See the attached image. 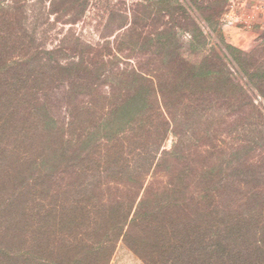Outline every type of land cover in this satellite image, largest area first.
I'll use <instances>...</instances> for the list:
<instances>
[{"label":"trees","instance_id":"1","mask_svg":"<svg viewBox=\"0 0 264 264\" xmlns=\"http://www.w3.org/2000/svg\"><path fill=\"white\" fill-rule=\"evenodd\" d=\"M29 9L0 0V264H110L119 247L142 264H264L257 47L191 61L182 16L46 48Z\"/></svg>","mask_w":264,"mask_h":264},{"label":"rangeland","instance_id":"2","mask_svg":"<svg viewBox=\"0 0 264 264\" xmlns=\"http://www.w3.org/2000/svg\"><path fill=\"white\" fill-rule=\"evenodd\" d=\"M49 1L27 0V6L30 8L27 13L28 20L36 19L38 23H44L41 29L45 31L43 42L46 48H51L60 39L73 35L91 42L101 37L113 40L114 36L124 32L125 27L130 23L153 24L159 21L176 24L183 16L187 17L186 25L177 28L176 35L183 40L184 54L191 61L197 60L198 62L199 57L196 52L201 45L206 50L215 49L223 60L233 58L234 53H230L227 45L245 52L257 47V51L251 57L254 61L260 60L264 55L262 52L264 47V0H224L222 13L216 21L210 23H207L204 18L214 10H218L217 0H209L211 1L210 8L205 7L206 3L201 5L200 0H55L56 13L47 15L45 11L49 6ZM74 1L82 4L83 9H76L77 5ZM212 2L216 3L212 4ZM32 3H36L35 6H30ZM203 7L205 9H202ZM39 8L42 13H39ZM158 11L162 13L160 16L156 14ZM121 22L127 25L122 28L117 27ZM150 29L148 27L145 31ZM190 37H195V40L189 42ZM69 44L70 48L71 42ZM71 54L67 51L66 54L60 55L59 59L62 62L71 60ZM125 60H122L123 63L121 62L120 66H126L128 62ZM57 71L55 69L53 76L56 82L62 78ZM170 145L171 138H168L164 147L167 149ZM110 264H142V262L125 248L119 247Z\"/></svg>","mask_w":264,"mask_h":264}]
</instances>
